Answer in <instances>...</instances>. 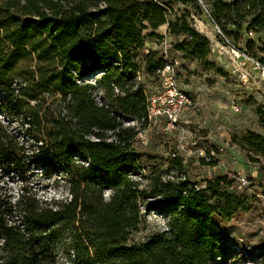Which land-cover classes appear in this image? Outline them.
Masks as SVG:
<instances>
[{
  "label": "trees",
  "instance_id": "obj_1",
  "mask_svg": "<svg viewBox=\"0 0 264 264\" xmlns=\"http://www.w3.org/2000/svg\"><path fill=\"white\" fill-rule=\"evenodd\" d=\"M205 1L223 36L237 41L244 26L264 32V0H0V111L31 140L27 147L0 121V171L21 177L44 167L66 179L70 196L42 201L0 190V264H55L65 248L72 264H213L225 250L216 218L249 211L228 191L233 181L201 188L176 158L175 177L150 171L147 154L133 147L139 131L124 123L148 125L136 64L147 38L167 26L184 38L177 51L207 60L210 41L191 13L169 20L173 5L202 14ZM145 64L155 76L168 62L150 51ZM93 77L98 84L86 82ZM240 146L264 158L261 135L249 132ZM144 211L168 215L167 228L129 246Z\"/></svg>",
  "mask_w": 264,
  "mask_h": 264
},
{
  "label": "rangeland",
  "instance_id": "obj_2",
  "mask_svg": "<svg viewBox=\"0 0 264 264\" xmlns=\"http://www.w3.org/2000/svg\"><path fill=\"white\" fill-rule=\"evenodd\" d=\"M200 5L202 14L191 6L173 5L169 10V20L175 21L185 12L191 13L188 20L192 27L210 41V54L205 62L177 51L176 45L184 38L172 35L167 26L157 31L155 37L147 38L144 48L136 53L138 83L147 96L161 91L166 81L160 73L155 76L148 74L145 56L148 50H152L159 60L174 67L178 87L189 96L191 106L175 129H167L164 118L158 124L146 127L131 119L124 123L125 127L139 131L133 147L137 152L147 154L143 161L150 171L159 170L166 179L175 177L170 164L176 158L183 161L184 175L201 188L206 187V181L219 177L233 181L228 191L241 198L249 211L239 210L230 220L216 218L223 230L225 250L213 264H264V158L240 146L249 132L264 137V83H259L258 89L253 83H242L232 76L229 50L222 44L223 35L205 11L209 2H200ZM246 28L244 26L237 41L224 37L264 63V32L250 35ZM229 31L236 33L233 27ZM86 82L98 84L99 78L93 77ZM232 103L240 106V112H234ZM0 121L15 132L23 144L31 145V140L17 121L9 119L1 111ZM211 152L215 157L207 162L203 156ZM142 174L149 175V172ZM239 176L246 178V186H239ZM68 188L62 175L44 167L32 165L21 177H7L0 171V190L13 198H18L25 190L42 201L70 200ZM109 194L107 192L106 197ZM144 215L138 231L129 235V246L143 245L167 228L168 215L146 211ZM66 253L67 248L62 249L55 264H72L73 260Z\"/></svg>",
  "mask_w": 264,
  "mask_h": 264
},
{
  "label": "built area",
  "instance_id": "obj_3",
  "mask_svg": "<svg viewBox=\"0 0 264 264\" xmlns=\"http://www.w3.org/2000/svg\"><path fill=\"white\" fill-rule=\"evenodd\" d=\"M222 44L229 50L227 54L232 76L242 83H253L259 89V83H264V63L255 59L246 50L238 48L235 43L224 36ZM149 52L150 50L147 51V54ZM160 74L165 76V87L147 98L148 125H156L161 121V118H164L167 121V129H175L192 101L188 95L180 91L175 70L171 64L168 63ZM232 109L236 113L240 112V106L235 103H232ZM214 157V153L211 152L208 156L204 155L203 159L211 162ZM220 164L222 163L220 162ZM237 180L240 187L248 184L245 177L239 176Z\"/></svg>",
  "mask_w": 264,
  "mask_h": 264
}]
</instances>
